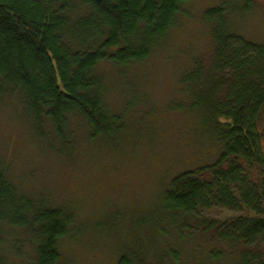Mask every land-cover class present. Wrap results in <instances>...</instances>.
I'll return each mask as SVG.
<instances>
[{"label":"trees","instance_id":"obj_1","mask_svg":"<svg viewBox=\"0 0 264 264\" xmlns=\"http://www.w3.org/2000/svg\"><path fill=\"white\" fill-rule=\"evenodd\" d=\"M192 1L0 0V99L19 96L35 128L51 126L63 143L72 121H81L92 139L106 134L120 117L107 108L100 65L146 61ZM233 1L239 6L223 2L205 12L211 61L194 62L181 79L187 89L198 87L192 108L213 130L221 153L213 165L174 178L164 201L174 218L236 215L202 220L217 242L240 251L236 264H264V43L229 28L233 14L255 5L264 10V0ZM72 221L64 210L19 194L0 171V264H14L21 253L13 246L15 253L7 254V230L29 236L30 264H61L60 243ZM210 260L224 261V254L214 251Z\"/></svg>","mask_w":264,"mask_h":264},{"label":"rangeland","instance_id":"obj_2","mask_svg":"<svg viewBox=\"0 0 264 264\" xmlns=\"http://www.w3.org/2000/svg\"><path fill=\"white\" fill-rule=\"evenodd\" d=\"M231 0H193L182 8L160 47L129 67L100 65L103 96L120 120L95 139L81 121L60 142L53 128L37 130L16 95L0 99V171L19 194L36 205L73 216L60 243L61 264H236L239 250L214 238L203 221L234 214L174 215L164 196L172 180L213 165L221 146L213 130L192 108L198 87H183L192 64L210 63L214 51L205 12ZM229 28L264 43V10L255 5L230 17ZM7 254L14 264H30L29 236L7 230ZM224 261L212 263V252ZM14 258V257H13Z\"/></svg>","mask_w":264,"mask_h":264}]
</instances>
